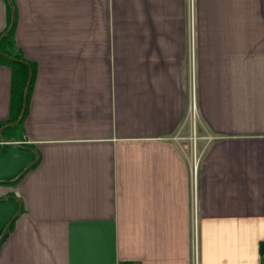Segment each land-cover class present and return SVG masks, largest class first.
<instances>
[{
  "label": "crops",
  "instance_id": "1",
  "mask_svg": "<svg viewBox=\"0 0 264 264\" xmlns=\"http://www.w3.org/2000/svg\"><path fill=\"white\" fill-rule=\"evenodd\" d=\"M11 2L0 264H264V0Z\"/></svg>",
  "mask_w": 264,
  "mask_h": 264
},
{
  "label": "trees",
  "instance_id": "2",
  "mask_svg": "<svg viewBox=\"0 0 264 264\" xmlns=\"http://www.w3.org/2000/svg\"><path fill=\"white\" fill-rule=\"evenodd\" d=\"M10 19H11L10 8H9V5L6 4V26H5L4 30L0 33V36L8 29L9 24H10ZM14 26H15V24L13 23V26H12L10 33L0 41V51L3 54H5V55L16 60V61H10V60H7L5 58L0 57V63H4V64L8 65L9 68L11 69V98H10V103H11L10 104V110H11V114H10L11 119L10 120L11 121H16L20 115V112H21L24 88H25V85H26V82H27V79L29 76V68L28 67H30L32 70V78H31V83H30L29 90H28L27 103H28V99L30 96V91L32 88V83L34 80V72H35L34 66L31 65L30 63H28L22 57V55H20L17 52H12L8 48L9 44L12 43L10 41V36L12 34ZM19 61L27 63L28 66L19 62ZM26 113H27V106H26V110L24 112L23 119L26 116ZM23 119L21 120V122L23 121ZM10 129L11 128L5 129L2 132V134H5L6 133L5 131L10 130ZM9 229H10V227H9ZM7 233H6L5 237L7 236ZM0 235H1V233H0ZM5 237L3 238V240L5 239ZM3 240H2V242H3Z\"/></svg>",
  "mask_w": 264,
  "mask_h": 264
},
{
  "label": "water",
  "instance_id": "3",
  "mask_svg": "<svg viewBox=\"0 0 264 264\" xmlns=\"http://www.w3.org/2000/svg\"><path fill=\"white\" fill-rule=\"evenodd\" d=\"M6 1H7L8 5H9V8H10L11 19H10V24H9L8 29H7V30H6V31L0 36V41L10 33V31H11V29H12V26H13V23H14V10H13L12 2H11V0H6ZM0 57L5 58V59L10 60V61H16L15 59H13V58H11V57H9V56L3 54L1 51H0ZM19 62H21V63H23V64H25V65L28 66V64L25 63V62H22V61H19ZM28 68H29V76H28V79H27V82H26V85H25V88H24L23 102H22V108H21L20 115H19V117H18V119H17L16 122H14V123H12V124H8V125L2 127L1 130H0V132H1L3 129H5L6 127H10V126H14V125L19 124V123L21 122L23 116H24V112H25V110H26V106H27V95H28V90H29V86H30L31 78H32V70H31L30 67H28ZM0 139H1L2 141L4 140L1 136H0ZM19 211H20V206H19V209H18V211L16 212V214L13 216V218L7 223V225H6L5 228L3 229V231H2V233H1V235H0V244H1L2 240H3V238L5 237V235H6L7 231H8V229H9V227H10V225H11V223L13 222V220H14V219L16 218V216L18 215Z\"/></svg>",
  "mask_w": 264,
  "mask_h": 264
},
{
  "label": "built area",
  "instance_id": "4",
  "mask_svg": "<svg viewBox=\"0 0 264 264\" xmlns=\"http://www.w3.org/2000/svg\"><path fill=\"white\" fill-rule=\"evenodd\" d=\"M196 107H195V102L194 100L192 102H190L189 104V109H188V121L190 123V140L192 141V145H193V140H195V121H196ZM194 145L192 146V154H193V167H192V172L193 174L196 171V164H197V158L195 157V151H194Z\"/></svg>",
  "mask_w": 264,
  "mask_h": 264
},
{
  "label": "rangeland",
  "instance_id": "5",
  "mask_svg": "<svg viewBox=\"0 0 264 264\" xmlns=\"http://www.w3.org/2000/svg\"><path fill=\"white\" fill-rule=\"evenodd\" d=\"M193 101V97H192V99L190 100V102H192Z\"/></svg>",
  "mask_w": 264,
  "mask_h": 264
}]
</instances>
